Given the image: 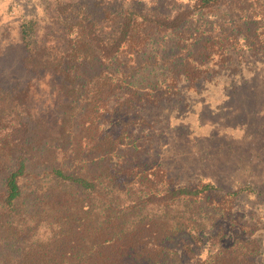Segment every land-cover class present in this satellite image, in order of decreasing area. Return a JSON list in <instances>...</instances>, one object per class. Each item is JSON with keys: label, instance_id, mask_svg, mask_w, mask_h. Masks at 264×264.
<instances>
[{"label": "trees", "instance_id": "obj_1", "mask_svg": "<svg viewBox=\"0 0 264 264\" xmlns=\"http://www.w3.org/2000/svg\"><path fill=\"white\" fill-rule=\"evenodd\" d=\"M172 3L56 1L22 19L15 56L0 47V264H264V227L235 205L251 189L183 179L154 124L183 92L264 56V0ZM220 7L221 34L188 27ZM176 31L183 49L161 60L179 52L180 67L134 85L147 48Z\"/></svg>", "mask_w": 264, "mask_h": 264}, {"label": "rangeland", "instance_id": "obj_2", "mask_svg": "<svg viewBox=\"0 0 264 264\" xmlns=\"http://www.w3.org/2000/svg\"><path fill=\"white\" fill-rule=\"evenodd\" d=\"M56 1L73 0H0V47L15 56L16 50L9 47L18 38L22 19L48 17ZM174 1L173 9L182 2ZM229 19L227 11L220 7L193 18L188 27L197 29L199 34L218 35ZM185 42L176 31L158 47L147 48V59H141L142 67L132 74V83L153 84L172 69H178L182 56L178 52L171 64L164 63L163 49L164 46L175 48V43L182 48ZM222 78L216 87L183 92L164 113L157 114L156 143L165 145L166 154H175L168 166L176 174L180 172L185 180L200 177L222 192L249 187L251 193L242 191L238 195L237 213L244 215L248 223L256 220L258 226L264 227V56H248L233 74H224ZM40 178L24 187L28 203L32 202L29 194L36 185L49 183L47 178L41 175ZM256 232L264 237V230ZM258 261H264V244Z\"/></svg>", "mask_w": 264, "mask_h": 264}]
</instances>
